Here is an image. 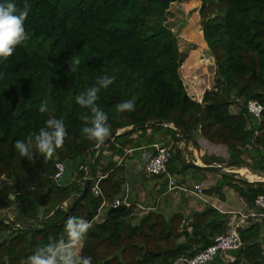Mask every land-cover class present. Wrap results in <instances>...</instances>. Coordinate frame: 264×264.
Returning <instances> with one entry per match:
<instances>
[{
  "label": "trees",
  "instance_id": "1",
  "mask_svg": "<svg viewBox=\"0 0 264 264\" xmlns=\"http://www.w3.org/2000/svg\"><path fill=\"white\" fill-rule=\"evenodd\" d=\"M176 1L186 0H27L28 39L11 56L0 58V217L14 222H0V264H27L36 249L66 240L64 225L70 216L91 224L77 253L91 257L92 264H171L226 231L228 215L214 208L194 215L190 231L181 229V213L166 216L149 209L134 222L135 205L124 202L126 194L119 199L121 209L98 214L102 201L111 207L125 183L123 163L114 166L112 160L115 152L121 155L143 144L153 149V143L170 145L166 169L172 175L188 169L181 164L182 148L177 146L183 138L168 125L124 131L95 148L99 142L81 131L92 113L76 102V96L105 74L115 79L100 89L96 103L108 113L110 133L142 122L171 121L195 149L204 142L214 151H224L202 155L203 163L236 166L245 163L242 155L248 150L252 159L260 155L258 165H248L264 170V149L257 147L264 146V0H199L200 30L215 66L213 89H206L200 101L187 93L179 73L187 51L179 49L168 19L169 6ZM15 3L23 8L25 0ZM45 99L48 110L41 113L39 105ZM127 99H134V109L117 112L115 106ZM249 99L263 106L251 149L245 108ZM231 105L237 113L229 112ZM49 118L64 121L62 146L51 157H21L15 141L38 131ZM158 135L173 143L155 141ZM55 161L66 165L59 183L52 179ZM74 164L70 179L68 170ZM99 170L107 172L99 182L102 195L91 191L89 180L86 193L73 203L86 173L95 177ZM240 173L249 180L257 178L248 170ZM223 186L247 202L264 193V182L229 173L205 191L212 194ZM263 223L252 220L242 228V246L230 251L232 258L222 264H264ZM180 235L185 242L176 243Z\"/></svg>",
  "mask_w": 264,
  "mask_h": 264
},
{
  "label": "crops",
  "instance_id": "2",
  "mask_svg": "<svg viewBox=\"0 0 264 264\" xmlns=\"http://www.w3.org/2000/svg\"><path fill=\"white\" fill-rule=\"evenodd\" d=\"M186 1L190 2V4L192 5L189 8L195 7L197 5V1L199 2V0ZM200 34L202 42L204 46H206L202 38L201 30ZM193 52V49L189 51L190 54L187 56L185 61L191 58V54ZM181 72L183 73V71ZM181 78L186 86L187 93L190 96L195 95L192 97L195 98L197 101H199V99L201 100V97L204 92V87L199 86L200 84L194 85L192 83L193 81L195 82L197 79H193L194 77L191 78V76L188 77V80L183 79L182 76ZM212 84L214 85L213 82ZM193 90H195L194 93H191V91ZM229 112L233 114L237 113V107L235 105H231L229 107ZM135 135L136 133L133 136ZM170 139L168 136L160 137L158 135L155 137V141L169 140L171 143H173V141H171ZM177 146L182 148L180 158L181 164L183 165V159L185 158L184 142H178ZM191 151L193 153V157L199 159L201 162L202 160L200 159V157L204 154L205 156H211L212 154L217 155L219 153L223 154L224 152L214 151L211 146L207 145V143L204 142L200 144L199 149H195L192 145ZM152 152H154L152 146L148 147V145L143 144L142 146H139L137 148H126L124 154L121 155H119L118 152H115L112 157V160L115 161L114 166L120 165L121 162L123 163L121 165V177L123 176L125 178V183H123L122 185V193L120 195L121 197L119 196L117 199H121L122 196L126 194L127 199L124 200V202L129 205H135V209L131 218L134 222H137L138 219L149 209L157 210L166 216H170L175 213H181L184 216L181 229H185L187 231L191 230L193 216L199 214L200 212L208 208H214L217 211L228 215L227 224L232 220V212L239 205L238 198L240 197V195L233 191L229 186H223L218 192H214L212 194L207 193L205 190L211 186H215L220 180L221 175L223 173H229L233 175L234 178H237V173L233 172V170H230L231 168H229L235 166L220 165L223 167V169L221 170H208L202 168L186 167L188 169H186L185 172L174 175H172L166 169V172L162 173L161 175H149L145 173L143 164L147 155L152 154ZM102 164H104V162H102ZM210 165L219 164L213 163ZM74 166L75 164L71 166L72 168H70V170H68L70 172V179L72 178V175L75 174L76 168ZM235 169L237 170L238 168L236 167ZM72 171H74V173H72ZM106 173L107 172L102 173L99 170L94 176L99 174L105 177ZM170 180L173 181L176 185L183 184L188 187H192V185L195 183H201L204 188L202 198L194 195L191 192L183 191L178 188L169 189L168 183ZM8 196L9 198H13L12 194H9ZM109 207L110 203L105 202L103 205L100 206L98 214H104L109 209ZM175 241L176 243H183L185 242V238L183 235H180L175 239ZM227 256L228 254L219 255L207 264H222L224 261L227 260Z\"/></svg>",
  "mask_w": 264,
  "mask_h": 264
},
{
  "label": "clouds",
  "instance_id": "3",
  "mask_svg": "<svg viewBox=\"0 0 264 264\" xmlns=\"http://www.w3.org/2000/svg\"><path fill=\"white\" fill-rule=\"evenodd\" d=\"M29 11L27 0L23 8L18 7L15 0H0V58L11 56L15 47L28 39L24 22ZM75 63L78 64L79 61L76 60ZM114 79V76L107 74L99 76L96 82L99 87L94 84L76 96V102L90 109L92 113L90 124H86L81 131L88 139H94L96 142H102L110 133L108 113L96 103L99 99L98 93L101 88L112 84ZM115 107L117 112L132 111L134 99L121 101ZM38 110L41 113L48 110L47 99L41 101ZM65 135L64 121L49 118L38 131L30 133L23 140L15 141L14 147L21 157H27L29 160L36 153L51 157L64 143ZM90 227V222L82 217H68L64 225L67 239L53 240L36 249L27 257V264H92L91 257L79 256L76 251L77 245L83 241Z\"/></svg>",
  "mask_w": 264,
  "mask_h": 264
},
{
  "label": "built area",
  "instance_id": "4",
  "mask_svg": "<svg viewBox=\"0 0 264 264\" xmlns=\"http://www.w3.org/2000/svg\"><path fill=\"white\" fill-rule=\"evenodd\" d=\"M202 61L206 65L213 66V60L210 54L203 55ZM179 67H182L180 64ZM214 68V66H213ZM206 89H213V86L207 85L204 87V91ZM195 96V95H191ZM200 101V99H199ZM246 112L249 116V122L247 127L252 129V139L247 144V148L251 149L256 145L255 137L259 135L258 125L261 119L263 106L254 99H249L245 103ZM155 152L153 154L147 155L145 158L143 168L145 173L149 175H158L166 172V163L172 156V148L170 145H163L159 143L153 144ZM258 149L263 150L264 146H257ZM82 168V165L79 166V169ZM66 165L61 161H55L54 163V172L52 174V179L54 182L59 183L61 179L65 176ZM251 172V171H250ZM256 174V175H255ZM254 175L259 180H249V182L260 181L264 182V175H260L254 173ZM103 175H96L95 177L86 176L84 178H88L92 180L91 191L94 194L102 195V191L100 188V179ZM169 189L178 188L183 191H188L193 193L194 195L202 198L203 195V185L201 183H195L192 187L185 186L183 184L176 185L173 181H169L168 183ZM105 203V200L102 201L101 205ZM238 207L232 212L233 218L228 223L227 229L224 233L216 235L211 244L198 250L193 255H180L175 258V260L171 264H207L211 262L215 257L223 254H228L230 251L237 250L242 246V240L240 237V230L244 227H247L252 220H261L264 221V193H260L255 196V198L251 202H247L243 197L238 198ZM120 205L119 199H115L111 206L116 207ZM228 260V259H227Z\"/></svg>",
  "mask_w": 264,
  "mask_h": 264
},
{
  "label": "rangeland",
  "instance_id": "5",
  "mask_svg": "<svg viewBox=\"0 0 264 264\" xmlns=\"http://www.w3.org/2000/svg\"><path fill=\"white\" fill-rule=\"evenodd\" d=\"M199 4L200 2L197 1V5L195 7L189 8L190 6H192L190 2H187V1L186 2H181V1L173 2L169 6V11L171 12L172 15H170L168 19H169L171 29L178 37L179 49L183 51H187V55L185 59L190 54L189 51L191 49L194 50V52L191 54V58L187 59L186 61L184 59L183 62L181 63L182 67H179L180 75L183 77V79H187V80H188L187 77L189 76H191V78L196 76L198 77L197 80L195 82L194 81L192 82L194 85L200 84L199 86L205 87L208 84H210V86L212 87L213 86L212 82L215 77L214 75L215 66L213 65L214 66L213 68L212 65H206L202 61L203 55L207 54L208 50L202 42L201 34H199L200 33V21H199L198 12L196 10ZM181 71H183V73ZM194 91L195 90L191 91V93H194ZM259 158H260V155L252 159L250 156V153L248 152V150H246L244 154L242 155V159L245 161V163H241V164L247 163L246 164L247 166H249L248 163H250L251 165H258L257 163L259 162ZM227 161L228 159L226 157V162ZM249 167L253 170L264 172V170L254 169L252 168V166H249ZM229 168H231L230 170H233V172L237 173L238 177H244L240 173L241 171L245 170L244 168H239L240 172L236 171L235 169L236 167H229ZM72 173H74V171H72ZM251 173L254 174L256 172L251 171ZM67 177L70 178V174H67ZM257 177H259V175H257ZM257 180L259 179L257 178ZM260 181H263V180H260ZM263 227H264V223H263ZM79 245H77L76 247L77 252L79 249ZM227 257H228L227 259H231L232 255L228 254Z\"/></svg>",
  "mask_w": 264,
  "mask_h": 264
},
{
  "label": "water",
  "instance_id": "6",
  "mask_svg": "<svg viewBox=\"0 0 264 264\" xmlns=\"http://www.w3.org/2000/svg\"><path fill=\"white\" fill-rule=\"evenodd\" d=\"M151 125H168V126H171L183 138V141H184V152H185V158L183 159V165L185 167L202 168V169H208V170H221V169H223V167L220 166V165H205L199 159L193 157V153L191 151L192 143L190 141V138L177 125L173 124L171 121H166V120H154V121H149V122H142V123L131 125V126L127 127V128H123V129H120V130L112 131L102 142H99L96 145L95 148L99 149L108 140L112 139L115 135H117V134H119L121 132L129 131V130H135V129H140V128H143V127H146V126H151ZM235 167H237V168L245 167V168H247L248 170H250L252 172L254 171L257 174L264 175V172L253 170L249 166H247L246 164H239V165H236ZM88 184H89V179L85 178V180L83 182V185H82L81 193L73 201V203H75L78 199H80L86 193ZM119 209H121L120 205L116 206V207L111 206L109 208V210H119ZM0 222L6 223V224H9V225L14 224L13 220L11 218H8V217H0Z\"/></svg>",
  "mask_w": 264,
  "mask_h": 264
},
{
  "label": "bare ground",
  "instance_id": "7",
  "mask_svg": "<svg viewBox=\"0 0 264 264\" xmlns=\"http://www.w3.org/2000/svg\"><path fill=\"white\" fill-rule=\"evenodd\" d=\"M240 168H244L245 170H248L247 168H245V167H240ZM249 171V170H248Z\"/></svg>",
  "mask_w": 264,
  "mask_h": 264
}]
</instances>
